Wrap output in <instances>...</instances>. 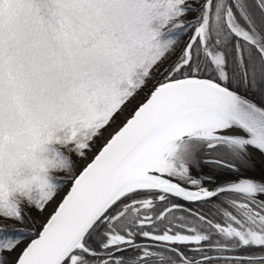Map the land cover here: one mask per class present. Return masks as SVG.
I'll list each match as a JSON object with an SVG mask.
<instances>
[{
	"label": "snow or ice",
	"instance_id": "obj_1",
	"mask_svg": "<svg viewBox=\"0 0 264 264\" xmlns=\"http://www.w3.org/2000/svg\"><path fill=\"white\" fill-rule=\"evenodd\" d=\"M0 264H264V0H0Z\"/></svg>",
	"mask_w": 264,
	"mask_h": 264
}]
</instances>
